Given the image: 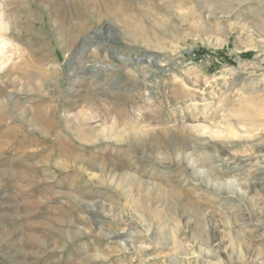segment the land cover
Listing matches in <instances>:
<instances>
[{
  "label": "rangeland",
  "instance_id": "374dc122",
  "mask_svg": "<svg viewBox=\"0 0 264 264\" xmlns=\"http://www.w3.org/2000/svg\"><path fill=\"white\" fill-rule=\"evenodd\" d=\"M0 2V264H264V0Z\"/></svg>",
  "mask_w": 264,
  "mask_h": 264
},
{
  "label": "bare ground",
  "instance_id": "6f19581e",
  "mask_svg": "<svg viewBox=\"0 0 264 264\" xmlns=\"http://www.w3.org/2000/svg\"><path fill=\"white\" fill-rule=\"evenodd\" d=\"M5 12V5L3 2H0V70H4L8 66L16 64V56L20 59H22L23 57L22 49L19 48L16 44H14L13 41L9 38V36L6 34L8 33L10 25H8V23L5 21Z\"/></svg>",
  "mask_w": 264,
  "mask_h": 264
}]
</instances>
